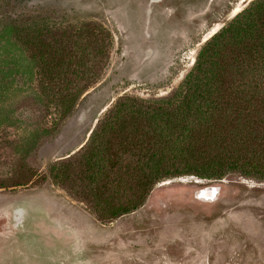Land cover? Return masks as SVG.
Segmentation results:
<instances>
[{
    "label": "rangeland",
    "instance_id": "rangeland-1",
    "mask_svg": "<svg viewBox=\"0 0 264 264\" xmlns=\"http://www.w3.org/2000/svg\"><path fill=\"white\" fill-rule=\"evenodd\" d=\"M252 1L7 0L11 17L30 11V21L57 29L93 22L113 40L99 81L55 125L59 116L45 106L36 71L0 18V231L10 207L34 203L66 221L71 234L67 248L43 234L31 243L18 235L24 242L17 246L21 255L12 249L19 257L14 263L264 264V181L239 174L168 179L154 187L141 208L102 225L48 177L55 163L85 145L119 97L173 98L204 44ZM41 176L44 185L25 187ZM208 186L218 189L216 198L197 199ZM42 227L36 224L31 234L43 233Z\"/></svg>",
    "mask_w": 264,
    "mask_h": 264
},
{
    "label": "trees",
    "instance_id": "trees-1",
    "mask_svg": "<svg viewBox=\"0 0 264 264\" xmlns=\"http://www.w3.org/2000/svg\"><path fill=\"white\" fill-rule=\"evenodd\" d=\"M9 8L0 0V18L36 71L45 106L58 114L53 122L61 123L101 78L112 36L93 22L38 25L32 12L11 17ZM229 174L264 181V0H253L204 44L173 98L119 97L85 145L48 177L105 225L141 208L162 181ZM46 182L41 176L25 187Z\"/></svg>",
    "mask_w": 264,
    "mask_h": 264
},
{
    "label": "crops",
    "instance_id": "crops-1",
    "mask_svg": "<svg viewBox=\"0 0 264 264\" xmlns=\"http://www.w3.org/2000/svg\"><path fill=\"white\" fill-rule=\"evenodd\" d=\"M64 206L66 205L64 204ZM15 209H18V213H20L18 226H14L13 224V215L16 214L14 212ZM1 219H4L5 223L4 226H2L3 230L0 231V261H2L3 264H17V262L14 263V261H16L19 257L16 255L12 256L11 253L12 249H14L15 251H13L16 254L21 255L19 254L17 246L20 242L23 243L24 241L18 240L19 238L22 240L26 239L28 243H31L32 241H37L36 237L38 235L43 234L52 241L59 242L65 248L70 246L66 245L71 241V234L68 233L66 221L60 218L55 219L49 213V210L44 212V209H41L40 206L35 207L34 203H25L22 206L14 205L12 208L10 207L4 215H2ZM38 223L43 226L42 230L45 231L43 233H37L35 231L36 235L33 236L31 234L32 229ZM2 249L4 252H2Z\"/></svg>",
    "mask_w": 264,
    "mask_h": 264
},
{
    "label": "water",
    "instance_id": "water-1",
    "mask_svg": "<svg viewBox=\"0 0 264 264\" xmlns=\"http://www.w3.org/2000/svg\"><path fill=\"white\" fill-rule=\"evenodd\" d=\"M217 194L218 189L216 187L208 186L199 190L196 197L199 200L211 201L216 198ZM16 221H18V219Z\"/></svg>",
    "mask_w": 264,
    "mask_h": 264
},
{
    "label": "flooded vegetation",
    "instance_id": "flooded-vegetation-1",
    "mask_svg": "<svg viewBox=\"0 0 264 264\" xmlns=\"http://www.w3.org/2000/svg\"><path fill=\"white\" fill-rule=\"evenodd\" d=\"M17 215V216H16ZM15 219H14V222H15V225L17 224H19V222L18 221H16V219H18V220H20V213H18V212H16V214H15V217H14ZM26 240V239H25ZM27 241V240H26ZM57 242V241H56ZM55 242V243H56ZM16 260H19V258L18 259H16Z\"/></svg>",
    "mask_w": 264,
    "mask_h": 264
},
{
    "label": "bare ground",
    "instance_id": "bare-ground-1",
    "mask_svg": "<svg viewBox=\"0 0 264 264\" xmlns=\"http://www.w3.org/2000/svg\"><path fill=\"white\" fill-rule=\"evenodd\" d=\"M235 12H236V10H235ZM170 182H166V183H163L162 185H167V184H169ZM160 185V184H159ZM214 200V199H213ZM213 200H211V201H213Z\"/></svg>",
    "mask_w": 264,
    "mask_h": 264
}]
</instances>
